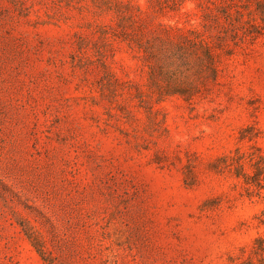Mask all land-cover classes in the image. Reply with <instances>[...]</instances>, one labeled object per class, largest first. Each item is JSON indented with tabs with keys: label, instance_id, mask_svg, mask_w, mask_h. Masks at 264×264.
Instances as JSON below:
<instances>
[{
	"label": "rangeland",
	"instance_id": "obj_1",
	"mask_svg": "<svg viewBox=\"0 0 264 264\" xmlns=\"http://www.w3.org/2000/svg\"><path fill=\"white\" fill-rule=\"evenodd\" d=\"M198 4L0 0V264H227L263 234L264 191L209 164L264 151V35L157 101L129 28H200Z\"/></svg>",
	"mask_w": 264,
	"mask_h": 264
},
{
	"label": "trees",
	"instance_id": "obj_2",
	"mask_svg": "<svg viewBox=\"0 0 264 264\" xmlns=\"http://www.w3.org/2000/svg\"><path fill=\"white\" fill-rule=\"evenodd\" d=\"M180 1L183 4L186 0ZM197 1L202 8L200 28L176 31L163 27L142 38L138 37V27L130 23L129 28L135 33L133 42L143 52L149 68V93L151 97L157 96V101L175 95L189 101L204 95L211 83H218L222 59L234 56L264 35V0ZM121 14L122 21H133L124 12ZM240 134L241 142H251L259 133L249 125ZM209 169L234 179L247 196L264 191V151L260 146L254 145L250 150L238 147L210 163ZM256 219L258 227L264 229V212ZM22 227L41 254L38 239L25 225ZM240 252L230 255L227 264H264V232L255 238L249 250L242 248Z\"/></svg>",
	"mask_w": 264,
	"mask_h": 264
}]
</instances>
